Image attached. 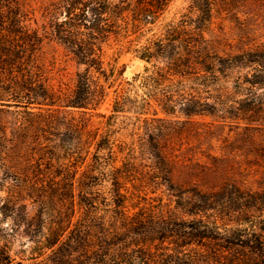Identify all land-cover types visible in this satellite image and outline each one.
<instances>
[{"label": "trees", "instance_id": "obj_1", "mask_svg": "<svg viewBox=\"0 0 264 264\" xmlns=\"http://www.w3.org/2000/svg\"><path fill=\"white\" fill-rule=\"evenodd\" d=\"M16 1L0 0V10H11L0 14L9 20L0 24V160L7 144L27 148L30 140L39 162L65 157L68 214L49 229L33 263L17 261L4 244L0 264H71L73 235L82 257L98 246L87 264H264V192L232 179L241 150L213 132L248 121L254 133L244 139L245 151L264 159V42L221 51L206 36L214 0H192L188 12L168 21L174 0H59L67 15L52 33L85 66L64 97L31 65L42 41L12 11ZM252 2L264 10V0ZM113 41L145 69L122 81L104 115L97 110L113 86L104 46ZM77 109L84 110L79 117ZM4 113L14 115L18 142L8 138ZM96 115L105 119L102 127H94ZM62 122L66 147L52 139ZM25 153V169H39ZM30 179L28 197L43 200L45 186Z\"/></svg>", "mask_w": 264, "mask_h": 264}, {"label": "rangeland", "instance_id": "obj_2", "mask_svg": "<svg viewBox=\"0 0 264 264\" xmlns=\"http://www.w3.org/2000/svg\"><path fill=\"white\" fill-rule=\"evenodd\" d=\"M58 1L17 0L12 11L18 14L17 16L27 29L37 32L41 38L42 43L34 53L35 61L31 65L41 69L43 78L47 80L48 85L53 86L64 97H69L75 90L77 73L84 71L85 66H79L72 50L57 40L52 33L54 22L56 20L61 22L67 15L62 9H58ZM191 1L174 0L169 13H167V21L172 18L179 19L181 13L188 12ZM10 13L11 10L7 8L0 10V14L3 16H8ZM71 17L73 21L76 20L74 14ZM8 22L9 20L0 19V24L5 26L8 25ZM206 36L214 42L219 41L220 50L225 53H238L251 48L257 42H264V10L257 9L252 0H214L213 20L207 29ZM134 38L135 36L132 37V39ZM104 51L106 53L105 67L111 73L109 81L113 83V86L109 90V97L97 110V113L109 115L112 110L115 89H121L124 85H120L122 81L132 78L128 75V71H132L133 76L143 72L145 62L132 53H120L119 45L114 41L108 46L105 45ZM93 75L94 79L100 80V73H93ZM14 109L12 108V110ZM80 111L84 110H76L78 117ZM262 117L264 116L262 115ZM196 119L202 122L211 121V118L208 117ZM1 120L8 129V138L17 140L13 136L12 129L15 122L14 115L1 114ZM104 120L96 115L93 118L94 127H102ZM247 125L248 121H228L226 125L215 128L213 132L218 137H227L232 144V149L241 150L234 153L238 163L235 164V168L231 172L232 179L236 180L242 189L260 193L264 192V159H257V156L250 155L245 151L244 139L254 133L246 130ZM252 126L257 125L253 123ZM60 127L59 137H50L57 138L59 143L66 147L69 137L63 122ZM36 144L30 140L27 148L24 146L12 148L9 143L0 160V245L7 244L17 261L25 259L26 263L34 262L29 259L38 256L41 250L39 249L40 244L45 240V235L50 233L49 229L56 227L59 217L67 219L68 214L67 200L64 196L67 193V173L64 168H61L67 163L65 157L58 161L53 158L52 161L46 159L39 162L36 155L38 151ZM47 145L51 147L54 144L48 142ZM218 145H221V142ZM50 151H53V148H50ZM25 152L33 157L29 165L39 166V169H25L28 165L23 161ZM64 152H62L63 155H65ZM46 156L53 157L50 153ZM83 169L82 167L79 173H82ZM26 175H29L30 181L37 182L39 187L42 184L45 186L47 193L43 200L37 197H28L24 181ZM40 183L42 184L40 185ZM57 191L62 194L61 200L56 196ZM262 217L264 218V213ZM74 237L73 235L67 253L68 259L70 258L71 264H87V258L92 257L93 249H98V246L94 245V248L84 249L87 258L82 257L83 250L78 248ZM47 254H51V251H48ZM47 259L48 256L45 255L38 261Z\"/></svg>", "mask_w": 264, "mask_h": 264}, {"label": "water", "instance_id": "obj_3", "mask_svg": "<svg viewBox=\"0 0 264 264\" xmlns=\"http://www.w3.org/2000/svg\"><path fill=\"white\" fill-rule=\"evenodd\" d=\"M128 75H129V76H133L132 71H128Z\"/></svg>", "mask_w": 264, "mask_h": 264}]
</instances>
